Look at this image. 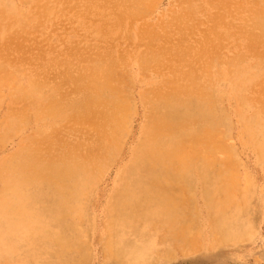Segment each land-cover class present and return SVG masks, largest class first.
<instances>
[{"label":"rangeland","instance_id":"1","mask_svg":"<svg viewBox=\"0 0 264 264\" xmlns=\"http://www.w3.org/2000/svg\"><path fill=\"white\" fill-rule=\"evenodd\" d=\"M174 108L170 211L129 170ZM100 155L56 186L4 171ZM0 264H264V0H0Z\"/></svg>","mask_w":264,"mask_h":264},{"label":"bare ground","instance_id":"2","mask_svg":"<svg viewBox=\"0 0 264 264\" xmlns=\"http://www.w3.org/2000/svg\"><path fill=\"white\" fill-rule=\"evenodd\" d=\"M195 99V96H193ZM172 97L171 95H166V97H161L159 99V106L160 107H170L172 103L170 102ZM182 100V99H181ZM185 100V99H184ZM187 100V99H186ZM193 101V100H192ZM195 101V100H194ZM179 103V102H178ZM188 103V102H187ZM191 103V101H190ZM193 103V102H192ZM184 104V103H183ZM195 104V103H194ZM154 105V104H153ZM156 105V104H155ZM186 105V104H184ZM193 105V104H192ZM173 106V105H172ZM189 106V105H188ZM186 107V106H185ZM156 108V107H155ZM192 109V107H190ZM163 109V108H162ZM179 109V108H178ZM178 109L175 110H167V113L164 116V119L158 120V119H153L150 120V123L146 126L145 129V135L151 134L150 137H146V139L142 140L136 147L135 152H134V157L132 158L131 162V174H135L136 179H134V183L136 185L140 184V179L138 180V175L139 173L142 174L143 177L149 178L148 180L151 184L150 186H158V188L161 186V178L164 177H171L173 172L175 174H184L185 171L188 170V168L191 165V161L195 158L194 155H190L191 152V147L190 146V152L188 149H186L185 144L182 142L181 144V139L180 142H177L174 144L176 145L174 148L171 147L169 148V145H166L165 143L168 141L169 137L171 136H178V137H183L182 129H181V123H175L171 125L170 131H161L160 125L164 124L161 122H167L170 121L172 122L173 119H177V117L180 115L179 112L177 111ZM157 111V110H155ZM187 111V110H186ZM162 113V112H161ZM160 123V125H158ZM197 137V136H196ZM117 139V138H115ZM183 140V139H182ZM115 141V140H114ZM117 141V140H116ZM191 139H187L186 143H190ZM113 142V140L111 141ZM173 144V143H172ZM171 144V146H172ZM206 146V145H204ZM106 148V146H105ZM205 148V147H204ZM201 149V148H200ZM199 149V150H200ZM205 150V149H204ZM203 151V150H202ZM208 152V149L206 150ZM209 153V152H208ZM199 154V153H198ZM205 154V153H204ZM210 154V153H209ZM202 154H200L201 156ZM193 156V157H192ZM203 156V155H202ZM7 157V156H6ZM103 156H97V157H86L84 158L83 161H77L75 158L69 159V163L65 165V163H55V162H48L45 163L44 166L39 167L35 162L27 160L26 158L28 157H21L23 160H18L16 163L11 164L7 163L6 167L4 168L6 176L9 174H12V172H18V171H25L29 173V179L32 181H36L37 183H43V184H49L53 183L55 186L56 185H61L64 183V176H71L74 177L76 175H83L86 177H94L99 171L102 162L104 161ZM197 157V156H196ZM199 157V156H198ZM204 160L207 162H211L212 159L211 157H204ZM195 161V160H194ZM6 162V161H5ZM105 163V162H104ZM203 167V166H202ZM188 172V171H187ZM189 173V172H188ZM186 175V173H185ZM99 176V175H97ZM68 177V178H69ZM67 178V179H68ZM181 180L182 177L180 176ZM191 177H189L190 179ZM74 179V178H73ZM167 179V178H166ZM205 180V179H204ZM69 181V180H68ZM74 181V180H73ZM147 181V180H146ZM163 181V180H162ZM166 181V180H165ZM2 182V181H1ZM173 182V181H171ZM205 182V181H204ZM127 183V182H126ZM52 184V185H53ZM144 184V183H142ZM163 184V182H162ZM169 184V183H168ZM172 185V184H171ZM181 185V184H180ZM63 186V185H62ZM67 186V185H66ZM65 186V187H66ZM86 186V185H85ZM122 186V185H121ZM124 186V185H123ZM148 186V185H147ZM177 186V185H176ZM25 187V186H24ZM64 187V188H65ZM180 187V186H179ZM26 188V187H25ZM55 188V187H53ZM63 188V189H64ZM161 188V187H160ZM159 188V197L157 198L161 202H165L167 205V209L170 211L175 210L178 207V202L175 201V199L170 196L164 189ZM170 188V187H169ZM57 189V188H56ZM124 189V187H123ZM126 190V189H125ZM143 190V189H142ZM147 190V189H146ZM180 190V189H178ZM61 191V190H60ZM156 191V192H155ZM153 192L158 193L157 190ZM173 191V190H172ZM181 191V190H180ZM220 191V190H219ZM52 192V191H51ZM58 192V191H56ZM70 192V191H69ZM143 192V191H142ZM166 192V193H165ZM55 193V192H54ZM63 193V192H62ZM68 193V192H67ZM148 193V192H147ZM171 193V192H170ZM66 195V194H64ZM129 196V195H128ZM127 196V197H128ZM152 196V195H151ZM130 197V196H129ZM155 197V196H154ZM153 197V198H154ZM219 198V197H218ZM62 200V198H59ZM130 199V198H129ZM146 199V198H145ZM144 199V200H145ZM149 199V198H148ZM151 199V198H150ZM149 199V200H150ZM137 200V199H136ZM148 200V201H149ZM156 200V199H155ZM67 201V200H66ZM129 201V200H128ZM140 201V200H139ZM59 202V201H58ZM62 202V201H61ZM64 202V201H63ZM80 202V201H78ZM125 202V201H124ZM138 202V200H137ZM154 202V201H153ZM81 203V202H80ZM135 204V203H134ZM150 204V203H149ZM152 204V202H151ZM57 205V204H56ZM67 205V204H66ZM140 205V202H139ZM154 205V204H153ZM134 206V205H133ZM145 206V204H144ZM143 206V207H144ZM173 206V207H172ZM67 207V206H66ZM64 207V208H66ZM69 207V206H68ZM71 207V206H70ZM73 207V206H72ZM141 207V209L143 208ZM59 208V207H58ZM163 208V207H162ZM183 208V207H182ZM125 209V208H124ZM130 209V208H129ZM137 209V208H136ZM139 209V208H138ZM153 209V208H152ZM59 210V209H58ZM61 210V209H60ZM126 210V209H125ZM164 210V209H163ZM179 210V209H178ZM184 210V209H183ZM166 211V210H164ZM69 212V211H68ZM67 212V213H68ZM141 212V211H140ZM145 212V211H144ZM66 213V212H65ZM59 214V212H58ZM63 214V212H62ZM139 214V213H138ZM157 214V213H156ZM174 214V213H173ZM166 215V214H165ZM179 215V214H177ZM64 216V215H63ZM138 216V215H137ZM148 216V215H147ZM163 216V215H162ZM161 216V217H162ZM174 216V215H173ZM76 217V216H75ZM130 217V216H129ZM166 217V216H165ZM172 217V216H171ZM176 217V216H175ZM79 218V217H78ZM149 218V217H148ZM164 218V217H162ZM173 218V217H172ZM171 218V219H172ZM155 219V218H154ZM174 219V218H173ZM179 219V217L177 218ZM160 220V219H159ZM166 220V218H165ZM58 221V220H57ZM140 221V220H139ZM155 221V220H154ZM173 221V220H172ZM178 221V220H177ZM68 222V221H67ZM143 222V221H142ZM171 222V221H170ZM66 224V223H65ZM70 224V223H68ZM169 224V223H168ZM63 225V224H60ZM76 225V224H75ZM170 225V224H169ZM173 225V224H172ZM62 227V226H61ZM176 227V226H175ZM76 228V227H75ZM185 228V227H184ZM63 229V228H62ZM67 229V227H66ZM104 229V228H103ZM72 230V229H70ZM61 231V229H60ZM66 231V230H65ZM184 231V230H183ZM192 232V231H191ZM59 233H62L59 232ZM73 233V232H72ZM67 234V233H66ZM74 234V233H73ZM62 235V234H60ZM64 235V234H63ZM66 236V235H65ZM71 236V235H70ZM107 236V235H106ZM66 238V237H65ZM64 238V239H65ZM63 239V238H62ZM68 240V239H67ZM108 240V239H106ZM112 240V239H111ZM53 241V238H52ZM67 242V241H66ZM127 242V241H126ZM61 243V242H59ZM109 244V243H108ZM67 244H65L66 246ZM74 245V244H73ZM57 246V244H56ZM67 247V246H66ZM76 247V246H74ZM73 247V248H74ZM63 248V247H62ZM74 251V250H73ZM47 252V251H46ZM62 252V251H61ZM42 253V252H41ZM59 253V252H57ZM5 254V253H4ZM54 254V253H53ZM56 254V253H55ZM68 254V253H67ZM57 256V255H56ZM61 256V255H60ZM51 257V256H50ZM61 258V257H60ZM56 262V261H55Z\"/></svg>","mask_w":264,"mask_h":264}]
</instances>
